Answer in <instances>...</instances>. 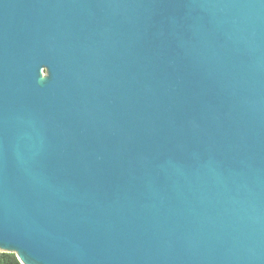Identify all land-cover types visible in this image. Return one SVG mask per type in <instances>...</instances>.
Returning <instances> with one entry per match:
<instances>
[{
  "label": "water",
  "instance_id": "1",
  "mask_svg": "<svg viewBox=\"0 0 264 264\" xmlns=\"http://www.w3.org/2000/svg\"><path fill=\"white\" fill-rule=\"evenodd\" d=\"M0 253L264 264V0H0Z\"/></svg>",
  "mask_w": 264,
  "mask_h": 264
},
{
  "label": "trees",
  "instance_id": "2",
  "mask_svg": "<svg viewBox=\"0 0 264 264\" xmlns=\"http://www.w3.org/2000/svg\"><path fill=\"white\" fill-rule=\"evenodd\" d=\"M0 264H20L13 253H0Z\"/></svg>",
  "mask_w": 264,
  "mask_h": 264
}]
</instances>
